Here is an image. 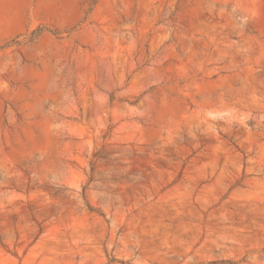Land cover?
Masks as SVG:
<instances>
[{
  "label": "rangeland",
  "instance_id": "1",
  "mask_svg": "<svg viewBox=\"0 0 264 264\" xmlns=\"http://www.w3.org/2000/svg\"><path fill=\"white\" fill-rule=\"evenodd\" d=\"M0 264H264V0H0Z\"/></svg>",
  "mask_w": 264,
  "mask_h": 264
}]
</instances>
